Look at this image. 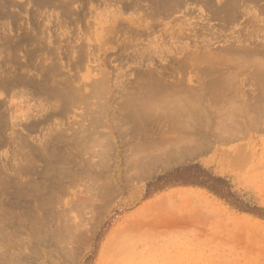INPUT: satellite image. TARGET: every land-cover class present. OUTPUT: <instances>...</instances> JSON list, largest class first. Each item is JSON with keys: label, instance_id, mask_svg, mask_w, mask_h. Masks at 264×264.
Here are the masks:
<instances>
[{"label": "rangeland", "instance_id": "374dc122", "mask_svg": "<svg viewBox=\"0 0 264 264\" xmlns=\"http://www.w3.org/2000/svg\"><path fill=\"white\" fill-rule=\"evenodd\" d=\"M223 1L0 0V264H264V17Z\"/></svg>", "mask_w": 264, "mask_h": 264}, {"label": "trees", "instance_id": "16d2710c", "mask_svg": "<svg viewBox=\"0 0 264 264\" xmlns=\"http://www.w3.org/2000/svg\"><path fill=\"white\" fill-rule=\"evenodd\" d=\"M178 170L186 171L187 173L193 172V178L190 179L188 182H185L186 185H195L207 188L209 191H212L215 194H218L223 197L222 190H227L229 188L228 182L218 175H213L208 172L206 169L201 167L198 163L187 164L183 167L178 168ZM164 175H158L154 178L155 180H160L163 178ZM152 182V181H151ZM148 185L150 182L147 183ZM215 186H220L216 187Z\"/></svg>", "mask_w": 264, "mask_h": 264}, {"label": "crops", "instance_id": "0c3cea01", "mask_svg": "<svg viewBox=\"0 0 264 264\" xmlns=\"http://www.w3.org/2000/svg\"><path fill=\"white\" fill-rule=\"evenodd\" d=\"M234 3L232 14L230 16H224L223 21L229 22L235 18L239 13L240 8H254L257 9V14L264 17V0H232ZM230 2L229 0H224L223 3ZM222 3V4H223Z\"/></svg>", "mask_w": 264, "mask_h": 264}, {"label": "bare ground", "instance_id": "6f19581e", "mask_svg": "<svg viewBox=\"0 0 264 264\" xmlns=\"http://www.w3.org/2000/svg\"><path fill=\"white\" fill-rule=\"evenodd\" d=\"M231 135V134H230ZM235 136V135H234ZM231 138V137H230Z\"/></svg>", "mask_w": 264, "mask_h": 264}]
</instances>
